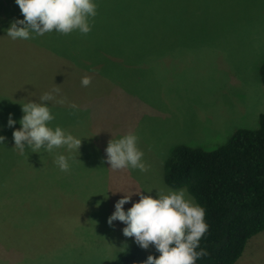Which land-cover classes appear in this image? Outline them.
Returning <instances> with one entry per match:
<instances>
[{
    "label": "rangeland",
    "instance_id": "obj_1",
    "mask_svg": "<svg viewBox=\"0 0 264 264\" xmlns=\"http://www.w3.org/2000/svg\"><path fill=\"white\" fill-rule=\"evenodd\" d=\"M94 2L87 35L12 40L6 30L24 17L15 0H0V264H113L136 243L123 222H107L116 202L133 193L127 211L135 192L186 190L163 181L170 148L212 149L238 128H256L264 112V0ZM54 88L55 99L44 102L55 117L49 126L82 138L79 152L26 146L20 155L13 131L22 127V105L42 103ZM128 133L139 138L147 172L107 162L108 142ZM59 155L70 171L59 169ZM235 264H264V230Z\"/></svg>",
    "mask_w": 264,
    "mask_h": 264
},
{
    "label": "clouds",
    "instance_id": "obj_2",
    "mask_svg": "<svg viewBox=\"0 0 264 264\" xmlns=\"http://www.w3.org/2000/svg\"><path fill=\"white\" fill-rule=\"evenodd\" d=\"M23 19L15 20L6 30L12 40L33 39L53 31L68 35L79 31L87 35L92 30L90 20L97 15L94 0H15ZM92 82L90 76L81 80L83 87ZM60 91L54 88L40 97L42 103L29 102L22 105L24 115L19 123L22 127L13 131L14 148L20 155L25 154L26 146L31 152L40 153L41 149L51 153L54 149L66 147L70 152H79L82 138H77L50 123L55 119L51 108L44 102L53 101ZM60 104L64 100L57 101ZM71 108L78 110L75 103ZM16 123L11 114L8 126ZM138 136L128 133L115 141L110 140L106 147L107 162L113 170L125 168L147 172L149 165L144 160V153L138 147ZM5 137L0 135V144ZM55 163L63 172L70 171L69 158L59 155ZM139 200L125 211V203L131 200V194H125L115 204V211L108 217V224L119 220L126 226L125 237L134 238L143 249L154 246L159 256L149 255L142 264H196V261L208 255L199 248L201 239L208 232L205 209L188 196L186 190H169L167 194L158 193L155 197L135 192Z\"/></svg>",
    "mask_w": 264,
    "mask_h": 264
},
{
    "label": "trees",
    "instance_id": "obj_3",
    "mask_svg": "<svg viewBox=\"0 0 264 264\" xmlns=\"http://www.w3.org/2000/svg\"><path fill=\"white\" fill-rule=\"evenodd\" d=\"M264 85V59L259 66ZM163 181L185 188L205 209L208 232L197 251L208 255L196 264H235L247 240L264 230V112L256 128H238L212 149L176 143L163 162ZM136 243L113 264H142L149 255Z\"/></svg>",
    "mask_w": 264,
    "mask_h": 264
}]
</instances>
